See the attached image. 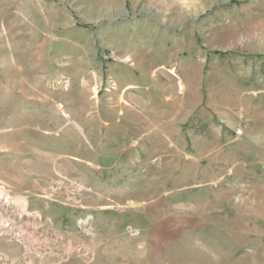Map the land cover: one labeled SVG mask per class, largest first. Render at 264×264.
<instances>
[{"label":"rangeland","instance_id":"obj_1","mask_svg":"<svg viewBox=\"0 0 264 264\" xmlns=\"http://www.w3.org/2000/svg\"><path fill=\"white\" fill-rule=\"evenodd\" d=\"M0 222V264H264V0H0Z\"/></svg>","mask_w":264,"mask_h":264},{"label":"bare ground","instance_id":"obj_2","mask_svg":"<svg viewBox=\"0 0 264 264\" xmlns=\"http://www.w3.org/2000/svg\"><path fill=\"white\" fill-rule=\"evenodd\" d=\"M6 227V225L3 223V222H0V229H4ZM19 233V232H18ZM16 234H17V232H16ZM21 234H24V231L22 230L21 231ZM18 235V234H17ZM25 236H26V234H25ZM27 239V238H26ZM30 242H31V240H30ZM36 245V244H35ZM34 245V246H35ZM33 248V247H32ZM30 251L32 250V251H34L33 249H29ZM31 264H36V262L34 261V263H31Z\"/></svg>","mask_w":264,"mask_h":264},{"label":"built area","instance_id":"obj_3","mask_svg":"<svg viewBox=\"0 0 264 264\" xmlns=\"http://www.w3.org/2000/svg\"><path fill=\"white\" fill-rule=\"evenodd\" d=\"M115 85V84H114Z\"/></svg>","mask_w":264,"mask_h":264}]
</instances>
